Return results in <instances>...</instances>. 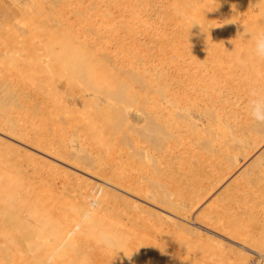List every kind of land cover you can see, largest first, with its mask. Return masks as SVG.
Wrapping results in <instances>:
<instances>
[{"label":"bare ground","instance_id":"1","mask_svg":"<svg viewBox=\"0 0 264 264\" xmlns=\"http://www.w3.org/2000/svg\"><path fill=\"white\" fill-rule=\"evenodd\" d=\"M55 1L58 2L60 0H55ZM65 1L66 0H64V1L61 0L60 2H58L57 3L58 8L55 5L56 6L55 9L57 8V10L59 11L60 10L59 7L64 6V5L66 8L67 6H66ZM103 1L104 2L102 4V6H100L102 3V2L99 3L100 0H90L89 1L90 7L95 8V6H96V10L94 8H91L92 10L90 9V11L94 10L95 12L94 11L93 12L88 11L89 13L85 12L84 13V14H86V15H84L85 17L89 14V17L88 16L86 17L87 19L83 18L84 16L80 17V20L84 19L82 21H84L86 23L81 22L80 20H79V22L82 23V27L84 29H85V27H87L88 32L91 30L90 33L91 32L95 33V32H97V30H99V28H95V17L98 14L100 16H102L101 19H103V20L105 19L104 24L109 25L110 23H112L111 21H114V20H116L117 23H118L119 19H120L119 22H123V21H121L122 16L123 17L128 16L129 18L133 17V19H135L134 17L138 18L137 16H139V18H140V14H138V11L141 8H143L142 7L143 5L140 7L141 4H144L145 7L146 6H148V7L150 6L152 8L158 7L157 8L158 11L156 10V12H158L159 17L168 18V19L175 20L176 22L181 23L178 27L189 28L188 31L191 34L187 40V45H184V46L186 48L189 47L190 50H189V53L185 52V54H190L193 57H196L204 66H210L211 64H213L217 68V70H218V68L227 69L229 71V75H231L232 79L236 81L234 84L235 90L233 92V97L231 99H227L226 97L224 98V96H221L220 97L221 101H219L220 102L219 106H215L218 102V100L216 101V98H218V91H219L218 86L223 81V77H222L221 73L217 70L212 72V74L210 76L209 83L203 84V85L194 84L195 82L192 83V80H194L195 75L188 74L186 71H184L185 79L182 80L180 83V87H181L180 92H181V94L184 95V98H185L183 103L180 101L179 102L176 101L177 100L176 98L170 97L173 94L172 91L169 88H166V86H162V84L164 83L163 75L161 77L162 79H160V80H157L158 79L157 77L159 75L157 77L154 76L155 79L157 78L155 81L154 77H152V75H153L152 74L150 76L151 77L150 79H152L154 82L152 80L149 81V78H148L149 76L146 73L147 69L144 66L145 63H143L142 61H141L143 63L142 65L137 64V66L131 67V69H134L136 67L141 68L140 69L141 73H138V72H135V73H138V75L136 74L137 76H140V74L143 75V73H144V76L140 77V78H142V80L145 79L146 76H147L146 79L148 78L147 80H143V81H141L140 79H136V82H139L138 84H142V82H144V81H145V83L147 82L146 84H142V86H141L142 88L141 87L139 88L140 85L137 87V88H139V91H138V89L134 90V88H131V85H128V87H129L128 88L126 83L124 82L125 84H123V82H122L124 79L121 78V80H119V82H121L122 85H126L125 87H127V90L129 89V92L134 90L133 93L132 92L129 93L126 91L129 95L131 94L130 95L131 97L128 98L129 100L132 98V96L134 97V95L138 94V92H140L141 89H142L141 92L144 91L142 98H140L139 100H138V98H136L137 100H134L135 102H132V103H135L134 104L135 106H137L134 109V114H135L136 118L138 119V121H139V119L141 120V123L136 122V124L137 125L141 124V126L144 125L145 127L150 125L148 131L151 132L152 134H156L154 137H157V134L158 135L160 134L155 129L160 125H163L169 131V135L167 136V139L164 140V142H163V145L166 148H168L167 153L165 152V154H167L166 159L163 160V162L167 161V159L170 158L169 162L170 163L172 162L171 164H173V161L175 159H177L176 165H178V167H180L179 164L181 162L184 163L183 161H185V160H182L184 158L183 155H185V156L187 155L186 157L191 155V156H189L190 158L193 157L192 155H197V157L199 156L200 159H202V158L203 159L200 161V159L195 156L199 160L198 163L200 162V164L199 165L197 164L198 168H197L196 164L193 165V166H196L195 170L196 169L197 170L194 173H192V172H190V173L193 174L192 176H200L203 180L201 179L199 181V179H197L196 177L195 178L193 177L194 180H193V182L191 181L192 183L191 182L190 183L191 184L194 183L193 184L194 186H192V185L190 186V183H187L188 184L187 187L186 186L183 187L182 185L177 184L176 188L180 189V193H178V194H173L171 191L170 192L169 191L163 192L158 188V186H159L158 184H157V186L156 185L154 186L155 188H152V189L146 188L147 190L146 189L137 190V188H134V190L136 189V192L140 191L139 193L138 192L137 193L141 194V196H138V194L135 192V195H137L135 197H140V198H138L139 200L131 201V200H129V197L127 198V196H126V198L128 199L127 201H129V206H127L128 208L125 207L126 210H124L122 213L120 212V210L116 211L115 213L111 214V216H109V218H107V220H105V219L104 220H98V219L95 220V219H93V217L89 216L90 218L88 217L87 222H85V220L84 221L79 220L80 215H76L75 218L79 222H78V224L76 222L77 228L76 229L74 228V229L77 230V234H79V237L81 238V240H80V239H78L79 237H77V239L75 238L74 233H73L74 235H71L72 232L70 233V230L66 231L67 225L59 224V219L54 218L50 214L45 215V216L40 217V218L39 217L38 218H33V217L29 218L27 216L28 217L27 222L26 221H22V222L11 221L10 220L11 216L14 213L21 211V209L19 211V208L17 207V204L15 203V201L18 202V200L20 198H23L20 201L27 200V198L33 197V194H32V196H30V193L28 191L19 190L15 186L16 183H15V176L14 175H17L16 172L13 174V173L8 172V171H7V173H2L0 171V183L2 184V190H0V240H1L2 244L6 243L7 246H9V248H11V250H8V252H3V251L0 252V256L2 255L0 257V264H64V263L65 264H76V263L77 264L78 263L79 264H88L89 262H85V260L88 259L89 255L92 254L93 251L105 248L100 243V240L98 239V233L101 232L102 230H114V231H120V232L124 231L126 228H129V226H130V224L127 221L130 215H137L138 217L142 218V221L150 220V215H152V216H155V218H158L160 220H164L165 223H169V224H172L176 227L183 228L187 231L191 230L190 232H194V231H192L193 227L188 224V223H190V221L188 222V220L186 218H188L187 217L188 215H191V214H189L191 211L190 209H192L193 206L197 203L195 201H198V199L201 198V196H202V194H200V190L196 189L197 188L196 186H199L200 187L199 189H201V188L204 189L205 186L204 187L200 186V185H203L204 178H206L207 183L210 184V182H211V184H212L214 182V183H216V184H214V186H216L220 181H222L226 177L227 174L232 172L238 165L240 166L241 159H244V160L247 159L248 160L250 158L249 156H252V158H251L252 160H248L250 162L248 163V161H247L248 165H246L243 170L241 169L242 171L240 172V173L250 174V171H251L250 168L252 166H254L256 161L259 160V162H260L262 160L261 157H264V60L259 59L253 52V45H254V41H255L257 35L260 33H264V0H103ZM19 2H23V3L17 4ZM62 2H65V4L63 3L64 5H60ZM17 3H15V1H13V0H9V3H6V2L0 0V58H1L0 63H3V67L5 65L4 68L7 69L6 70L7 72L9 70L8 75L10 76V79L9 78L5 79L2 77L0 79V82H2L3 84L1 83L0 85H2L3 88L5 87V91L7 92V94H9L11 92V88H8V87H12V86L17 85V86H19V87H16L19 89L18 91H20L21 90L20 88H22L23 86H25V87L30 86L31 87V84L29 86L27 85L28 82L29 81L33 82L35 78H37V80H38L41 76H43V75H41L39 77L40 74L45 75V73H39V71L43 69L42 71H45L46 73H48V74H46L47 78H45V81L43 80L44 81L43 85L45 86L44 89H46V87H48V88H50V90L47 91V89H46L43 91V92L46 91V93H45V96L47 95L46 97L43 96L42 91L40 92L41 94L40 93L36 94V92H35V95L31 94V96L33 95L32 96L33 98H31V96L29 94V96L31 98L30 99V98H28L29 96H27V93L25 94V92H23L24 95L22 94V91H24L23 88H25V87L22 88L21 93H19L17 91V89L15 88L17 93L15 90H14L15 94H14V92H11V93L14 96L18 95V96H16L17 98H12V96H10L11 97L10 103L6 104L4 109H2V107L0 106V132H1L0 134H2V132H3V134L5 136H7L8 138L11 137L17 143H19V145H21V144L28 145V146L30 145V147H32L33 149L36 148V150L40 151V153L41 152L43 153V151H41V150L45 149V151L50 152V154H49L50 156H55V157L59 156L57 158V160H59L62 163H63V161H65L67 159L69 161V159L71 157H78L79 156L78 157V163L75 160L77 164H80L79 162H82V164L87 165L89 167V169H91L92 167L99 169L101 162L103 161L105 164L106 159H105V161L103 159H102V161L99 160V154L97 155V153H96L98 150L94 153L92 152L93 154L91 153V151L88 150L90 153L88 152L85 155L78 154V156H77V153H75V154H73V156L68 157V153L66 154V151L62 150L61 148L58 149V147H56L57 144L59 143V141H58V143H56L57 141L54 143V145L56 144V146H53V145L51 146L50 144L47 143L46 140L48 138H49L48 140H50L51 136L49 137V135H51L53 133L49 134L47 139L45 138L46 142L43 141L44 140L42 138L43 135L42 136L40 135V133H41L40 128L39 129L37 128L38 131L35 130L36 128L35 129L33 128L34 129L33 130V132H34L33 136L29 135L28 129L32 125V120L30 121L31 125H29L30 123L28 124L26 121V120L29 121V118L28 119L26 118V120H24V117H27L30 114V113L27 114L28 111L30 110V109H28V111H27V107H29V106H27V103L32 101L31 104H33V106H35L34 101H37L38 98H36L34 96L38 97V95L39 96L42 95L44 97V99L52 95V97L55 100L61 101L62 97L64 95H66L67 91H65L63 89H59L56 82L61 80L60 77H63L62 73H64V72L70 73L69 69L70 70L72 69V71H74V70L76 71L77 66L83 65V68L84 67L86 68V69H84L85 71L84 70L82 71L83 68H80L81 69L80 71H82L83 74L80 72L79 74L75 75L73 72H71V75L66 74L67 78L65 77V80L67 79V83H68V85L72 91V94L70 96V98L72 99V104H73V102H76V96L78 95V93H75V90L80 89V92L78 90H77V92H79L78 97H79L80 101L83 103L82 107L79 105L77 107L76 106L74 107V105H76V103H74L73 106L70 108H68V105H66L67 103L65 104V106L68 109H71V111L79 112L81 108L83 110H86L85 111L86 113L84 114V116H85L84 118H85V121L87 123L85 122L86 124L84 123L85 126H83V128L85 127L86 130L85 129H82V130L87 131L86 134L89 133L88 136L89 135L92 136V138H90L91 136L90 137L87 136V138L94 139L96 142H102L100 140L102 130H103V134H104V131L106 130V129H104V126L108 123V119L110 117L108 115V112H106V111H108L111 108V107H107L105 105V103L106 102L108 103L109 101H111L114 104V102H116L114 104V106H115L117 104V102H119V101L122 102L125 100V99L124 100L122 99L123 96L128 97V95H124V93H123L122 97H120L122 100H118V98L112 96L113 95V91H112L113 89L112 88L115 84L117 71H120L119 73H122L123 75L126 76L127 75L126 72L128 70L127 71L124 70L123 67H117L115 64H111V63L108 64L107 61L109 58H108V56H105L103 50L100 52H97V53H91L92 55L90 54V52H85L84 54H82L83 50H86V49L88 50L89 46L94 47V44L89 42V39H88V41H87V39H83L84 34L79 31V29L81 28L79 25H77L78 26V29H77L75 26L73 27V25H70L71 23L69 21L71 19L68 20L69 23L66 22V19H69V18H67L69 16L67 15V13L65 11L68 10L67 11L68 14H69V12L72 13L74 11L72 8H69L70 6L68 7L69 9L66 8V10L64 11V13L67 16L62 13L64 10L63 7H60L61 8L60 13L58 11H55V9H54L55 14L51 13L52 11L49 12V13L53 14L54 19H52V17H50V18L47 17L46 15H50V14L49 13L45 14L44 12H42L43 10L41 11V9L35 10L36 13H35V11H33L34 13L31 12L30 17L28 18L30 20H27V22H26L27 24H30V26L29 25L26 26L27 24H25V21L27 19V17H26L27 14L24 13L23 11L26 10L25 7L27 5L26 6H24V5L27 4V2H25V0H20V1H17ZM31 3H32V5H34L36 7L39 5L41 6V3L39 4V0H31ZM6 4H7V6H6ZM8 4H9V6H8ZM95 4H98L100 7H98V5H95ZM123 5H126V7H123ZM40 6L38 8H41ZM20 7H21V9H20ZM77 7L78 6L76 5V8ZM76 8H74V9L76 10ZM115 8L117 10H114ZM18 10H23L21 12H23L24 14L21 13V15H20V12ZM28 10H29V8H28ZM144 10H146V9H144ZM147 11H149V10H147ZM78 12L81 15L82 12H84V10L80 11V9H79ZM78 12H75V13L77 14ZM115 12H117L118 14H115ZM154 12H155V10H154ZM41 13H42V15L40 16V20H38L39 16H37V15H40ZM79 13H78V17H79ZM34 15H35V17H33ZM54 15L56 16V18ZM73 15H75V14H73ZM43 16L44 17L46 16L47 19H52L53 21H56V29H57V30L54 29L55 27H53V28L50 27V29L54 31V34H52L53 32L50 31L49 28L44 29L45 32L48 30L47 34L50 32L49 36L44 32V30H43V32H41V34H46V37L48 36L47 39L49 38L48 39L49 41H48L45 39V36L43 35L44 41L46 40L45 43L43 42L41 36H39L40 34H38L40 32L39 30L41 28H43V25H44L43 24L44 22L42 20ZM24 17H26V18H24ZM117 18H119V19H117ZM45 19L46 18H44V20ZM85 19L89 20V22H90V23H88V26H87V21ZM106 19L107 20L109 19L110 23L109 22L107 23ZM128 19H127V17H126V20H125V18H123V20H125V21L123 22L124 24L122 23L121 25H123V26L127 25L126 31L128 30L130 33V30H133L134 28L131 25L132 23L126 24L128 22ZM116 21H114V22H116ZM37 22H39L40 24L38 23V25H37ZM168 22H169V20H168ZM83 24H86V26H83ZM31 25H33V26L31 27ZM107 25H105V26L102 25L103 29H104L103 31H105L103 33H107L110 30L109 26H107ZM130 25L132 26L133 29H130V27H131ZM53 26H55V25H53ZM89 26H90V28H89ZM36 27H38V28H36ZM107 28H109L108 31H107ZM182 28H180V29H182ZM84 29H81V30H84ZM87 29H86V31H87ZM166 31H168V30L166 29ZM166 31H165V33L168 36L167 33L169 31L168 32H166ZM88 32H86V34L89 35ZM103 33L100 34L99 40L101 38L103 39L105 37L104 36L105 34L103 35ZM175 33H176V31H175ZM163 34L164 33H162V36L164 37L165 34L164 35ZM179 34H181V31L179 32ZM166 35H165V37H166ZM90 36H91V34H90ZM90 36H88V37H90ZM169 36H172V34H169ZM51 37H53V38H51ZM108 37L109 36L106 35L105 38H108ZM38 38H40V39H38ZM159 38H160V34L156 38L151 37L150 38L151 40H149V42L154 43V39L160 40ZM171 38H174V40H176L177 35L174 37H171ZM164 40H165V38H164ZM168 41L166 40V42H168ZM177 42H179V41H177ZM182 44L183 43H181V45ZM126 45L128 46V44H126ZM167 45H169V44H167ZM123 47L122 46L119 47L123 53L124 52L127 53V51H128L129 54H131V52L133 51L132 52L133 54L134 53L139 54V52H141V51L146 50V52H147L148 51L147 49H151V47H154V45L153 46H146L145 44L131 41L129 43V48H131L132 51L130 49L127 50V47H125L127 50L126 51ZM198 48L201 49V53L196 54L195 51ZM50 51H52V52H50ZM60 53L61 54L65 53V55L63 54L61 56ZM87 53H89L90 55ZM50 54L51 55L57 54L56 56L52 55V58H54L55 62L50 61V60H53L52 58L50 59V56H51ZM140 54H142V53H140ZM178 59H179V57H178ZM48 60H49V62H48ZM183 64H184V62L182 61V64H181L182 67H180V68L185 67V66H183ZM179 65H180V63L178 64V67H179ZM120 68H122V69H120ZM84 72H85V75H84ZM80 74L84 75V77ZM63 75H65V74H63ZM123 75H119V76L122 77ZM136 75H134V77ZM36 76H38V77H36ZM80 76L83 77L85 82H82V78ZM56 78L58 80H56ZM79 78H80V80H79ZM87 78H88V80H87ZM130 78L132 79V77H130ZM159 78H160V76H159ZM138 80H140L141 83ZM226 80H228V79L226 78ZM35 81H36V79H35ZM131 81H129V82H131ZM36 82H38V81H36ZM41 82H39L38 84H40ZM49 82H50V84H49ZM4 83H6V84H4ZM191 83H192V85H190ZM14 84H16V85H14ZM76 84H78L80 86L78 88L76 87V89H74V86H77ZM133 84H134V82H133ZM122 85H120L119 88H122L123 87ZM37 86H39V85H37ZM132 86L134 87V85H132ZM80 87H82V88H80ZM135 87H136V85H135ZM0 88H2V87H0ZM3 88H2V90H3ZM123 88H122V90L125 89V88L124 89ZM35 89H41V88H35ZM42 89H43V87H42ZM26 90L27 89H25V91ZM122 90L120 89L119 91L122 92ZM32 91L33 90H31V92ZM119 91H117V92H119ZM135 91H138V92L136 93ZM206 93H208L209 95L204 96ZM74 94H76V96ZM116 95H118V94L116 93ZM139 96H140V94L136 95V97H139ZM34 98H36V100ZM44 99H43V102L45 101ZM128 99L126 98L125 101L127 102ZM40 100H39V102H40ZM51 100L53 102H55L53 99H51ZM51 100H50V102H51ZM131 100H133V99H131ZM209 100H210V102L211 101L215 102L214 105L212 106L213 109L210 111V107H207L206 110L203 111V105H206V102ZM57 101L55 103H57ZM53 102H52V104H53ZM58 103H60V102H58ZM136 103H137V105H136ZM62 104H64V103H62ZM129 105L130 104L127 105V108ZM56 106H57V104H56ZM59 106H60V104H59ZM59 106H57L56 108L59 109L60 107L61 108L64 107V109H65V106H60V107ZM124 106H125V104L123 105V107ZM130 106H132V109H133L134 106L133 105H130ZM130 106H129V108H130ZM35 107L32 108L30 105L29 108L33 109V111L31 109L30 112L35 111L34 114H36V112L40 111L39 108L37 109V107L35 110L34 109ZM40 107H42V106H40ZM104 107H106V108L103 110ZM216 107H219V108L216 110ZM22 108H23V110L26 109L27 112L26 111H25L26 113L25 112H23V113L19 112V110L23 111ZM40 109L42 110V108H40ZM57 109H56L55 113L57 112ZM88 109H90V110L87 111ZM45 110L43 109L44 114H45ZM43 111H42V113H43ZM65 111L62 110L61 114L62 113L64 114ZM71 111H69V112L71 113ZM2 112H4V113H2ZM69 112H67V113H69ZM87 112H88V114H87ZM132 112H133V110L128 111L126 109L124 111V114H122V115H125V117L124 116L123 117H124V120L128 124H132L131 122L133 120L130 117V114L132 115ZM59 113L60 112H57V114H55V115H58ZM73 113L74 112H72L71 114H73ZM61 114H59V116L64 117L65 114L64 115L63 114L61 115ZM48 115L50 116V114H48ZM39 116H40V113H39ZM34 117H36V116L34 115ZM39 118H37V119L39 120ZM59 118H57L58 121H59ZM32 119H34V118H32ZM81 119H82V117L80 118V120ZM47 120H48V117H47L46 121ZM54 120H55L54 121V123H55L56 118ZM41 121L43 122L42 119H41ZM46 121H44V122H46ZM33 122H34V120H33ZM65 122L66 121H64L62 123L65 124ZM67 122H69V121H67ZM41 123H39L38 125H40ZM27 124L29 126H27ZM70 124H71V122H70ZM109 124H111V123L109 122ZM114 124H115L114 126H116V125L118 126V123L115 122ZM57 125H58V123H57ZM121 125H119V126L122 128V131H123V126H121ZM64 126L62 124L61 127L63 128ZM114 126L112 128H114ZM41 127H43V126H41ZM74 127L75 126L73 125L70 128H74ZM108 127H109L108 129H110V126H108ZM118 127H117V129H118ZM124 127H126V126H124ZM188 127L190 130L194 129V130H198L201 132L204 131L203 132L204 134L196 131L199 134H203L202 138L200 137L196 141H195L194 137L191 139V135L195 136V135H193V133L196 134L193 131L192 134L191 133L189 134L190 137L184 136L185 137L184 139L186 140V144H183L182 142H180L181 135L179 133L181 132V129L184 128L186 130V129H188ZM46 128L47 129H45V130L47 131L49 128L48 127H46ZM128 129L124 132H127ZM113 130H115V128ZM190 130H189V132H190ZM116 131H115V133H116ZM206 131L209 132V135H207L208 133ZM51 132H53V131H51ZM45 133L46 132L41 133V134L45 135ZM48 133H50V132H48ZM54 133H55V131H54ZM106 133L107 132H105V134ZM151 133H150V135H152ZM205 134H206V136H204ZM54 135L55 134H53L52 138L54 137ZM198 136L199 135L197 134L196 137H198ZM27 137H28V139H27ZM45 137H46V135H45ZM168 137H170V139H168ZM54 138L52 139L53 142H54ZM7 141H8L7 139L5 140V139H2L0 137V162L1 161L2 162L3 161L8 162V161L13 160V158L10 156H8L4 160L1 159V157L4 155V153H6L5 150L2 149L1 147L4 146V144L5 145L8 144ZM8 142H10V141H8ZM51 142L49 141V143H51ZM53 142H52V144H53ZM89 142H90V140H89ZM91 142H93V141L91 140ZM175 142H177L179 145ZM10 144L13 145L14 142L11 141ZM99 144H97V145H99ZM107 144H108V142H107ZM172 144L175 146L178 145V147H180V145H182L181 146L182 148L179 150V152L173 153L172 148H174V147L172 146ZM19 145H16V147L15 146H13V147L16 149H17V146L22 147ZM109 145H110V143H109ZM261 145H262V148L260 147ZM175 149H176V147H175ZM25 151H26V148H25ZM81 151H84V150H81ZM174 151H176V150H174ZM30 153L32 154V152H30ZM186 157H185V159H187ZM195 157H193V158H195ZM52 158H54V157H52ZM197 159H195L194 161H197ZM137 160H141L142 161V162L140 161L141 163H145V161L148 160V156L147 155H143V156L138 155ZM202 161L203 162L205 161V163H203ZM7 162H6V164H7ZM259 162L256 164V165H258L257 167H259V169H257L258 171L255 169L256 166H254L252 169V172L254 175V176L252 175L253 176L251 178L252 181L249 178V181H251V183L254 185V187H251V189H252L251 195L249 196V198H247V201H249L248 202L249 205H245V208H244V212H246L247 215H249L251 217L252 216L254 217L257 215L264 216V159L260 162V164L262 163L261 165L259 164ZM10 163H11V165H13L12 162H10ZM106 164H107V161H106ZM56 165H57V163H56ZM56 165H54V166H56ZM110 165L107 164L106 169L104 168V171H102V173H104V174L106 173L107 177L110 176L109 180H112L113 182H117L118 184L120 183V184L126 185L127 184L126 182L128 180L127 178L130 179V177L128 175L129 172L128 173H127V171L124 172L122 167L120 169L119 168L117 169L116 164H114V166L112 165L113 168H108L107 166H110ZM147 165H145V166H147ZM242 165H243V163L241 164V166ZM145 166L142 168L145 169ZM170 166H172V165H170ZM243 166L241 168H243ZM77 167L75 166L73 168L78 170L79 168H77ZM152 167H148V168H152ZM1 168H2V166H1ZM148 168H146V169H148ZM175 168H177V166L173 167L174 171H176ZM98 169L95 172H98L101 168L99 170ZM178 169H181V168H177V171H178ZM254 169L256 172L253 171ZM101 170H103V168ZM105 170H106V172H105ZM181 170H179V171H181ZM189 170L192 171L193 168H189ZM248 170H250V171L248 172ZM141 171L144 172L143 170H141ZM148 171L149 170H146L144 172V174L145 175L149 174ZM174 171L169 172V174L172 173V175L174 176V174H175ZM185 171H183V173H182L183 175L188 172L187 169ZM136 172L138 174V171H136ZM173 172H174V174H173ZM86 173H88V172H86ZM121 173H122V175L123 174L125 175L127 173V177H125L124 175L122 176ZM169 174H167V175L170 176ZM182 174H179V176L182 177L183 176ZM99 175H100V173H99ZM102 175H100V176H102ZM135 175H136V173H135ZM172 175L170 177L171 181L175 182V181L180 180V177L179 178L177 177L178 178L177 179L176 177L174 178ZM242 175H244V174H242ZM133 176H131V177L134 178ZM142 176H144V175H142ZM192 176H189V177L192 178ZM258 176H261V178H262L260 181H257V179L260 178V177L258 178ZM247 177H250V176L248 175ZM19 178H22V177L20 176ZM74 179L77 180L76 177H74ZM139 179H141L140 176H139ZM186 181L187 180L181 181V183L185 182V184H186ZM261 181L263 182V184L261 183ZM154 182H155V180H154ZM238 182H240V181H238ZM128 183L130 184L131 182H128ZM137 183L138 184L140 183L139 180L137 181ZM177 183H179V181ZM245 183H247V182H245ZM257 183H259V184H257ZM127 186H129V185H127ZM236 186H234V189L232 188L234 190L233 191L234 193H231V194H232V196L238 195L240 197V195H241L240 193H243L242 192L243 190L241 191V188L244 189L243 187H245V185L243 187H241V184L238 183V186L235 189ZM248 186H251V185H248ZM123 187L126 188L125 186H123ZM129 187H131V185ZM129 187H127V188H129ZM229 187H231V186H228V188ZM212 188H214V187H212ZM203 189H201V190H203ZM184 190L188 193L187 195L185 194ZM129 191L130 190H128V192ZM132 191L133 190L131 189L130 194L132 193ZM132 195H134V194H132ZM13 196H16V197L13 199ZM228 198H229V196H227V199ZM130 199H132V198H130ZM241 199H242V196H241ZM238 200H240V199L238 198ZM144 202L154 206V208L152 207L153 209L152 208L146 209L150 205L145 207L146 204H144ZM26 204H27V202H26ZM211 207H212V205H211ZM24 208L26 211L28 210V213L34 212V211H32L34 209L33 205H30V207H29V205H25ZM215 209H217V208H215ZM238 209H237V211H238ZM218 211H219L218 209L215 210L216 215L219 213ZM226 211L227 210H222V213H223V215H221L222 217L217 216L218 217L217 218L216 215H213V218H212L210 215V212H212V213H214V212L211 208V211H208L210 217L209 216L207 217V215L205 214L206 215L205 219H206V221L209 219L212 222V220L215 221V219H214V216H215L217 218L216 219V226L219 227V228H216V226L213 225V224H215V222L213 221L214 223L212 225L215 227V229H217V230L221 229L224 232L226 231L225 233L226 234L228 233L227 235L230 234V236H234L235 238L242 241V243L245 244L244 246H247V249H250L251 251L257 253V254H254V253L250 252L249 250L243 251L241 249L243 252L242 251H241L242 253L237 252L238 256L234 259L233 264H247V262H248L247 254L256 256L264 264V225H262L260 227L259 231L248 232L246 230V223H245L246 221L244 222V219L242 220L244 223H242V222H241L242 224L237 223V221H235L233 219L231 220L230 216L227 217V215L229 213H227ZM146 212L148 213L147 216L142 217V214L146 213ZM200 214H201V212H200ZM224 214H225V216H224ZM92 216H94V215H92ZM4 217L9 219L10 223H8V221H7V223H5L4 220L2 219ZM182 220H184V221H182ZM209 220H208V224H209ZM28 221L29 222L30 221H34V222L37 221L39 223L38 227L35 229L29 228ZM139 221H136L135 225H131V226H133L135 228L139 227V225H140ZM157 221H159V220H157ZM201 221H203V220H201ZM141 223L143 224V222H141ZM169 224H166V225H169ZM55 225H57L58 227L56 229H53V226H55ZM76 225H74V226H76ZM210 227H212V226H210ZM214 227H213V229H214ZM50 230H51V232H49ZM196 231H199V230H197V228H196ZM202 231H201V233H202ZM58 234H60V235H58ZM199 235L201 236V234H199ZM57 236H59V238L56 239ZM67 236H69V237H67ZM119 236H120L121 243H120V246L118 248H116V249L105 248V250H107L106 251L107 254L105 255V258H103L104 262H107V264H137V262L135 260V257H136L135 255L139 251H138V248L136 247V243L131 239H128V238L123 237L121 235H119ZM52 237H55V238L50 242L49 240ZM65 237H67V239H65ZM206 237H207V235H206ZM84 239H87V240H84ZM230 239L233 240V238H230ZM19 240H22V241H19ZM207 240H209V239H207ZM217 241H218V239H217ZM236 242H237V240H236ZM113 252L124 254V256L122 258H124L125 260L117 259L118 260L117 261L114 259H112V260L109 259L108 256L114 254ZM199 252H200V250H199ZM14 256L21 257L20 258L21 260L20 261L13 260ZM128 257H131V258L129 259ZM168 259H163L162 263L160 262L158 264H163L164 260H165L164 263L170 264L172 260H171V258H168ZM260 260H259V262H257V261H255V262L253 261V262L260 264L261 263ZM168 261H170V262L168 263ZM200 262H201L200 258L192 257L191 261L188 263H185V264H200ZM218 262L219 261H217L216 264H220ZM89 264H92V263H89ZM171 264H174V263H171Z\"/></svg>","mask_w":264,"mask_h":264},{"label":"rangeland","instance_id":"2","mask_svg":"<svg viewBox=\"0 0 264 264\" xmlns=\"http://www.w3.org/2000/svg\"><path fill=\"white\" fill-rule=\"evenodd\" d=\"M1 1L9 3V0H1ZM13 1H15V3H17V1H20V0H13ZM60 1H58V2H60ZM89 1L90 0H66L65 1L66 2V6H67L66 8L67 9L72 8L74 10V11L72 10L73 12L71 11L72 13L69 12V14L67 12L68 10L65 11L66 10L65 5H64L65 2H62L61 4L59 3L60 5H64V6H60V5L59 6L63 7V9H64L63 12L62 11L61 12L63 14H65L64 13V11H65L67 13V15L69 16V17H67L69 19H66V22H68V20L71 19L69 21L71 23L70 25H73V27L75 26L77 29H78L77 25H79L81 27V28L79 27L80 28L79 31L84 34L83 35L84 36L83 39H87V41L89 39V42L94 44V47L89 46L88 50L86 49L87 48L86 47L85 48L86 50H83L82 54H84L85 52H90V54L91 53H97V52H100V51L103 50L105 56H108V58H109L108 61H107L108 64L109 63L115 64L117 67H123L124 70H126V71L128 70L126 72L127 73L126 76L123 75L122 73H119L120 71H117L115 84H114V86L112 88L113 89L112 90L113 91V95L112 96L118 98V100H122V99L126 100V98L128 99V98L131 97L130 96L131 94L129 95L127 93V92H129V89L127 90L128 85H131V88H134V90L138 89V91H139V88L142 86V84H146L147 83V82L145 83V81H144V82H142V84H138L139 82H136V79H140L141 81H143V80H147L149 78V81H150V80H152V79H150L151 78L150 76L153 74L152 77H154V76L157 77L158 75L160 76V78H159V76L157 77L158 79L156 78L157 80L162 79L161 77L163 75L164 83L162 84V86H166V88H169L172 91L173 94L172 95L170 94L171 95L170 97L176 98L177 99L176 101H178V102L180 101V102L183 103L185 98H184V95L181 94V92H180V90H181L180 83H181L182 80L185 79L184 71H186L188 74L195 75L194 76V80H192V83L195 82L194 84L203 85V84L209 83L210 76H211L212 72L217 70V68L213 64H211L210 66H204L196 57H193L190 54H185V52L189 53V50H190L189 47L186 48L184 46V45H187V40H188V38L190 37V34H191L188 31L189 28L178 27L181 23L176 22L175 20L168 19V18L159 17L158 12H156L158 7L152 8L150 6L149 7L146 6L147 7L146 8L144 4H141L140 7L143 5L142 6L143 8H141L138 11V14H140V18H139V16H137L138 18L134 17L135 19H133V17L129 18L128 16H126L127 19L129 18L130 20L128 19L129 23L127 21H126L127 23L126 22L125 23L126 24L132 23L131 25L134 28L133 29L132 26L130 25L131 26L130 29H133V30H130V33H129L128 30L126 31V26L127 25L126 26L121 25L126 20L125 16L124 17L122 16L121 21H123V22H119V20H120L119 18L120 17L117 18V19H119L118 23H117L116 20H114L116 22L111 21L112 23H110L109 22L110 20L106 19V22L110 23L109 25H107V24H104L105 19L104 20L101 19L102 16H100L99 14L96 15V17H95V28H99V30H97V32H95V33H92V32L90 33L91 30L88 32L87 27H85V29H84L82 27V23H80L79 20H80V17H83L84 15H86V14H84L85 12H88V11L89 12H93L94 11V10L90 11V9L94 8V7H90V2ZM25 2H27V4H25L24 6H26V5L28 6V7L26 6L27 8L25 7L26 10L25 11L18 10L20 12V15L23 12L27 14V16H26L27 19L25 21V24H27L26 23L27 20H30L28 18L30 17L31 12H33L35 10H38V9H41V11L43 10L42 12H44L45 14H47V13H49L51 11H52L51 13L55 14L54 9L58 5L57 4L58 2L55 1V0H39V4L41 3V6L40 5L39 6L41 8H38L39 6L36 7V6L32 5L31 0H25ZM103 2H104L103 0H100V2H99V3H101L100 6H102ZM21 3H23V2H19L17 4H21ZM98 4H95V5H98ZM76 5L78 6L77 7L78 9L76 8ZM6 6H7V4H6ZM8 6H9V4H8ZM100 6L98 5V7H100ZM60 7H59V9L61 10ZM123 7H126V5H123ZM28 8H29V10H28ZM57 8H58V6H57ZM57 8L55 9V11H58ZM74 8H76L77 11ZM20 9H21V7H20ZM79 9H80V11L84 10V12H82L83 15L82 14L80 15V13L78 12ZM94 9L96 10V6H95ZM144 9H146V10H144ZM60 10L58 11L59 13H60ZM114 10H117V9L115 8ZM147 10H149V11H147ZM154 10H155V12H154ZM21 11H23V12H21ZM75 12L79 13V17H78V13L76 14ZM35 13H36V11H35ZM51 13H49L50 15H46V16L49 17V18L52 17V19H54L53 18V14H51ZM73 14H75V15H73ZM115 14H118V13L115 12ZM41 15H42V13L40 15H37V16H39L38 20H40V16ZM46 16L45 17L43 16V19H42L43 22H44L43 24L45 26L43 25V28L40 27L41 29L39 28L40 32L38 33V34H40L39 36H41V38H42L44 43H45L46 40L49 39V38L47 39V37L50 35L49 34L50 32L47 34L48 30L45 32L44 29H47V28L50 29V27L51 28L55 27L54 29H56V21H53L52 19H47ZM87 16L89 17V14ZM26 17H24V18H26ZM33 17H35V15ZM86 17L84 16L83 18H86ZM44 18H46L47 20L45 19L46 20L45 21ZM55 18H56V16H55ZM123 18H125V20H123ZM82 20H84V19H81L80 21L84 22ZM168 20H169V22H168ZM86 21H87V26H88V23H90V22H89V20H86ZM39 22H37V25H38ZM84 23H86V22H84ZM28 25L30 26V24H27L26 26H28ZM53 25H55V26H53ZM102 25L109 26L110 30H109V28H107V31L108 30L109 31L107 33H103L105 31H103L104 29H103ZM32 26L33 25H31V27ZM83 26H86V24H83ZM36 28H38V27H36ZM89 28H90V26H89ZM180 28H182V29H180ZM81 29H84V30H81ZM86 29H87V31H86ZM166 29L169 32L166 31ZM43 30L48 35L47 37H46V34H41V32H43ZM50 31H52L53 32L52 34H54L53 30L50 29ZM85 31L88 32L89 35L86 34ZM165 31L168 32L167 33L168 36H169V34H172V36L168 37L166 35ZM175 31H176L177 34L175 33ZM180 31H181V34H179ZM101 33H103V35L105 34L104 35L105 37H106V35L109 36V37L108 38L104 37L103 39L101 38L99 40V36H100ZM162 33H164L166 35V37H165L164 34H163L164 35V37H163ZM90 34H91V36H90ZM159 34H160V38H159L160 40L154 39V43L153 42L152 43L149 42V40H151L150 39L151 37L156 38ZM43 35L45 36V39H46L45 41H44ZM176 35H177V39L176 40H174V38H171V37H174ZM88 36H90V37H88ZM51 38H53V37H51ZM164 38H165V40H164ZM38 39H40V38H38ZM166 40L167 41L169 40V41L166 42ZM131 41L142 43V44H145L146 46H153L154 45V47H151V49H147L148 50L147 52L145 50V51L139 52V54L138 53H136V54L134 53L133 54L132 53L133 51L131 50V48H129V43ZM177 41H179V42H177ZM180 42L183 43V44L181 45ZM126 44H128V46ZM167 44H169L170 46L167 45ZM120 46H122V47L124 46L123 48L125 50H126L125 47H127V50L130 49L132 51V52L130 51L131 54H129V52L127 50L126 51H127L128 54L126 52L123 53L120 50V48H119ZM50 52H52V51H50ZM140 53H142V54H140ZM195 53L196 54L201 53V49L198 48L195 51ZM63 54L65 55V53H63ZM63 54H61V56ZM87 54H89V53H87ZM52 55H54V54H52ZM52 55L50 56V59L52 58ZM56 55H54V56H56ZM178 57H179V59H178ZM52 59L53 60H50L51 62L54 61V58H52ZM49 60H48V62H49ZM141 61L146 64V65L144 64V66L147 69L146 73L149 76L147 79H146V77H147L146 76L145 79H143V80L140 77L144 76V73H143V75L140 74V76H137L138 73H141V71H140L141 68L136 67L134 69H131L132 66H137V64H141L142 65L143 63ZM182 61L184 62V64H183V66H185L184 68H180V67H182V65H181ZM179 63H180V65L178 67ZM80 66H77L79 69L76 67V71L77 72L74 70L75 69L74 68L73 69L74 71H72V69L71 70L69 69L70 73L69 72L62 73L63 77H60L61 80L59 79L60 81L56 82V84L59 87V89H63L65 91H67L66 95H64L62 97L63 101L62 100L61 101L55 100L52 97V95L44 99V97H46L47 95L45 96L46 91L45 92H43V91L46 90V89H47V91H49L50 88L46 87V89H44L45 86L43 84H44L45 78H47L46 74H48V73H46L45 71H42L43 69L40 70L41 72L39 71V73H45V75L44 74H40L39 77L41 75H43V76H41L40 77L41 79L39 78L38 80H37V78H35L36 81H38V82H36L35 79H34L33 82L29 81L28 84H27L28 86L31 84V87L30 86L29 87L26 86L27 87L26 88L25 86H23V87H25V88H23L21 86L24 89V91H22V88H20L21 90L18 91L19 89L16 88V87H19V86H17L16 84H14L16 86H12V87H8V88H11V92H14V94H15V91L17 89V91L19 93H21V91H22V94H23V92H25V94L27 93V96H29V94H30V96H31V94L35 95V92H36V94L40 93L41 91L43 92L42 94H43L44 97L42 95H40V96L38 95V97L34 96V97L38 98V100L37 101L33 100L34 101V105L37 107V109L39 108V110L41 112L39 111V112H36V114H34L35 111L32 112L33 111L32 108L35 107V106H33V104H31L32 101L27 103V106L30 107V105H31V107H32V108L27 107V111H28V109H30V110L32 109V111L30 112V110H29L27 114H29V113L30 114L27 117H24V120H26V118L27 119L29 118V121L26 120L28 124L32 120V125L33 126L30 123L29 125H31V127L28 129L29 130L28 131L29 135L33 136V134H34L33 130L35 128H36L35 130H37V131L40 128L41 133L46 132L45 133L46 137H45L44 134L40 133L41 136L42 135L44 136V137L42 136V138L44 139L43 141H45V138L47 139L49 134H51V133L55 134L54 137L56 139L53 137L54 138V142L52 140L53 139L52 138L53 134H51V135H49V137L51 136L50 140H48L49 138L46 140L47 143L50 144L51 146L52 145L56 146V144L54 145V143L56 141H57L56 143H58V141H59V143L57 144L56 147H58V149L61 148L62 150L66 151V154L68 153V157L73 156V154H75V153H77V156H78V154L85 155L89 151H91V153L92 152L94 153V152H96L98 150L96 153H97V155L99 154V160L102 161V159H103L105 161V159H106L107 164L108 165L111 164L110 166H107L108 168H113L112 165L114 166V164H116L117 169L118 168L120 169L122 167L124 172L125 171H127V173L129 172L128 175H129L130 179L127 178L128 180L126 182L127 184L125 183L126 185L120 184V183H119L120 184L119 185L117 182H113L112 180H109L110 176L107 177L106 173L105 174L102 173V171H104V168L106 169V165H107L106 161H105V164H104L103 161L102 162L100 161L101 164L99 166V169L103 168V170H101V169L99 170L98 168H94V167H92V168L90 167L91 169H89V167L87 165L82 164V162H79L81 165L77 164L79 156L78 157H71L69 159V161L67 159V160L63 161V163H62L59 160H57V158L59 157L58 155H57L58 157L50 156L49 155L50 152L45 151V149L41 150V151H43V153L42 152L40 153V151H37L36 148L33 149L32 147H30V145L29 146L28 145H23V144L19 145V143H17L11 137L8 138L7 136H5L3 134V132H2V134H0V137L2 139H5V140L7 139L10 142L11 141L14 142V144L12 145V144H10V142L7 141V143L9 145L8 144H6V145L4 144V146L1 147L6 152L1 157V159L4 160L8 156H10V157L13 158V160L8 161V162L7 161H5V162L1 161L0 162V171L2 173H7V171H8V172H11L13 174L16 172L17 175H14L15 176V183H16L15 186L19 190L28 191L30 193V196H32V194H33V197L27 198V200L20 201V200L23 199V198H20L18 200L19 203L17 201H15V203L17 204V207L19 208V211L21 209L22 212L20 211V212L14 213L11 216L10 220L13 221V222H22V221H26L27 222V218L28 217L29 218L30 217H33V218H38L39 217L40 218V217H43L45 215L50 214L54 218L59 219V224L67 225L66 231L70 230V233L72 232L71 235L75 234L74 236H75L76 239H77V237H79V234H77V230H75L77 228L76 222H77V224L79 222L75 218L76 215H80V219L79 220H82V221H84L85 218L88 219L89 216L93 217V219H95V220H97V219L98 220H104V219L107 220V218H109V216H111V214L115 213L116 211L120 210V212L122 213L124 210H126V208H128L127 207V206H129V201H127L128 197H129V200H131V201L139 200L138 198H140V197H135L137 195H135L136 189L134 190V188H137V190H144L146 188L147 189H152V188H155L154 186L155 185L157 186V184H158L159 185L158 188L161 191H163V192H166V191L170 192L171 191L173 194H178V193H180V189L176 188L177 184H180L183 187L184 186L187 187L188 186L187 183H190L191 181L193 182V180H194L193 177L194 178L196 177L197 179H199V181L202 179L200 176H192L193 175L192 173H194L197 170V169L195 170L197 164L198 165L200 164V162L198 163L199 160L197 159V158L200 159V157L199 156L197 157V155H192L193 157L196 156L197 158L196 157L195 158H193V157L190 158L189 156H191V155H189L188 156L189 158H188V157H186L187 155L186 156L183 155L184 158L182 160H185V161H183L184 163H182L181 161H180L181 162L180 164L178 163L180 165V167H178V165H176L177 164V162H176L177 159H175V160L173 159L174 160L173 164H171L172 162L171 163L169 162L170 158H168L167 161L163 162V160L166 159L167 154H165V152L167 153V149H168V148H166L163 145V142H164V140L167 139V136L169 135V131L163 125H160L157 128H155L158 131V133H160V134L159 135L157 134V137H154L156 134H152L151 132L148 131V129L150 127L149 124H148L149 126H146V127L144 125L141 126V124H138V125L136 124V122L137 123H141V120L139 119V121H138V119L136 118V116L134 114V109L137 106H135L134 105L135 103H132V102H135L134 100H137L136 98H138V100L140 98H142L143 92H144V91L141 92L142 89L140 90V92L135 91L136 93L138 92V94H140V96L136 97V95H138V94H136V95L133 94L134 97L132 96V98H131L133 100H131V99L129 100L128 99L127 102L125 100L122 101V102L119 101V102H117V104L115 106H114V104L116 102H114V104L111 101H109L108 103L106 102L105 105L107 107H111L112 108V109L110 108L108 111L105 110L106 112H108V115L110 116L109 119L107 118L108 119V123L106 124L107 126L106 125L104 126V129L107 130V131L106 130L104 131V134H105V132H107V133L104 135L103 134V130H102V134H101V137H100V140L102 142H96L94 139H90V138H92V136L91 135L88 136L89 133L86 134V132H87V131H85L86 128L85 127L83 128V126H85V124L87 123L85 121V118H84L85 117L84 114L86 113L85 112L86 110H83L81 108L82 110L80 109V111L77 112V111H71V109H68V108L72 107L74 103H76V105H74V107L75 106L77 107L78 105L82 107V104H83L80 101L79 97H78L80 89H76V87L78 88L80 85L76 84L77 86H74V89H76L75 93H78V95L76 96V94H74L76 96V102H73V104H72V99L70 98V96L72 94V91H71V89H70V87H69V85L67 83V79L65 80L66 74H70L71 75V72H73L75 75H77L80 72L82 73V71L84 69H86L85 67L83 68V65H80ZM4 67H5V65H4ZM4 67H3V63H0V79L2 77L5 78V79L6 78L10 79V76L8 75L9 70L7 72L6 71L7 69L4 68ZM80 68H83L82 71H80L81 70ZM120 69H122V68H120ZM217 71H219L221 73V75L223 77V81L218 86V90H219L218 91V98H216V101L218 100V102H217V104L215 106H219V104H220L219 101H221V98H220L221 96H224V98L226 97L227 99H231L233 97V92L235 90L234 84L236 82L235 80L232 79L231 75H229V71L227 69L218 68ZM135 72H138V73H135ZM63 74H65V75H63ZM82 74H80V75H82ZM118 74L119 75H123V76L121 77ZM84 75H85V72H84ZM84 75H82V76L84 77ZM134 75H136V76L134 77ZM82 76H80L82 78V82H85ZM129 76L132 77V79ZM36 77H38V76H36ZM155 77H154V79H155ZM121 78L124 79L122 82H123V84L126 83L127 87H125L126 85H122V83L119 82V80H121ZM226 78L228 80H226ZM156 79H155V81H156ZM56 80H58V79L56 78ZM79 80H80V78H79ZM87 80H88V78H87ZM140 80H138V81H140ZM129 81H131V82H129ZM141 81H140V83H141ZM39 82H41V83L38 84ZM133 82H134V84H133ZM1 83L2 82H0V84ZM192 83L190 85H192ZM4 84H6V83H4ZM49 84H50V82H49ZM37 85H39V86H37ZM120 85H122L126 90L123 87L122 88L124 90H122V88H119ZM132 85H134V87ZM135 85H136V87H135ZM138 86H139V88H137ZM0 87L3 88L2 85H0ZM42 87H43V89H42ZM2 88H0V106L2 107V109H4L6 104L10 103V98H11L10 96H12V98H17L16 96H18V95L14 96L11 92H10L11 94L9 92H8L9 94H7V92L5 91V87L3 88V90H2ZM35 88H41V89H35ZM80 88H82V87H80ZM25 89H27L26 90L27 92L25 91ZM120 89L122 90V92L119 91ZM31 90H33L32 91L33 93L31 92ZM77 90L79 92H77ZM134 90L130 91L129 93H131V92L133 93ZM17 91H16V93H17ZM117 91H119L120 93L117 92ZM116 93L118 95H116ZM123 93H124V95H128V97L127 96L126 97L125 96L122 97ZM206 95H209V94L206 93L204 96H206ZM30 96L28 98H30ZM32 96H31V98H33ZM40 97L41 98L43 97V98L41 99ZM120 97H122V99ZM36 98H34V99L36 100ZM43 99L45 100L44 102H43ZM51 99H53L55 102L57 101V103L53 102ZM39 100H40V102H39ZM50 100H51V102H50ZM52 102H53V104H52ZM58 102H60V103H58ZM62 103H64V104H62ZM214 103L215 102H212V101L210 102V100L207 101L206 105H203V111L206 110L207 107H210V111H211L213 109L212 106L214 105ZM56 104H57V106H59V104H60V106H65V104H66V105H68V108L65 106V109H64V107L61 108L59 106L60 107V108L58 107L60 109L59 110V109L56 108L57 107ZM124 104H125V106H124L125 108L123 107ZM128 104L133 105L134 106L133 109H132V106H130V105H129L130 108H129V106L127 108ZM136 105H137V103H136ZM40 106H42V107H40ZM36 107L34 108L35 110H36ZM40 108H42V110ZM105 108L106 107H104L103 110ZM119 108L120 109L122 108V109L120 110ZM218 108L219 107H216V110ZM43 109L44 110L46 109L45 110V114H44ZM56 109H57V112H60L59 114H61L62 110H64V111L66 110L65 111L66 113L64 112L65 115L62 113L64 115V117L59 116V114L55 115V114H57V112L55 113ZM126 109L128 111L133 110L132 115L130 114V117L133 120L131 122L132 124H128L124 120L125 115H122V114H124V111ZM22 110H23V108H22ZM89 110L90 109H88L87 111H89ZM25 111H26V109H24L23 111L19 110V112H22V113L25 112ZM42 111H43V113H42ZM69 111H71V113L74 112L73 113L74 115L71 114ZM67 112H69V113H67ZM2 113H4V112H2ZM39 113H40V116H39ZM33 114L36 117H34ZM48 114H50V116ZM87 114H88V112H87ZM47 117H48V120L46 121ZM81 117H82V119L80 120ZM32 118H34V119H32ZM37 118H39V120ZM53 118L54 119L56 118V122L55 123H54L55 120ZM57 118H59V121L57 120ZM41 119L43 120V122L41 121ZM33 120H34V122H33ZM44 121H46V122H44ZM64 121H66V122L69 121V122H67V123L65 122V124H64V123H62ZM114 121L116 123H118V126L122 124L121 126H123V131H122V128L120 126L119 127L121 129L117 125L114 126L115 125ZM70 122H71L72 125L70 124ZM109 122L112 125L109 124ZM39 123H41V124L38 125ZM57 123H58V125H57ZM61 123L63 124V126L65 125L64 126L65 128L61 127L62 126ZM28 124H27V126H29ZM73 125L75 127L74 128H70ZM41 126H43V127H41ZM108 126H110V129H108L109 128ZM113 126H114L115 130H113L114 129V128H112ZM124 126H126V127H124ZM46 127L49 128L47 131L45 130V129H47ZM117 127H118V129H117ZM126 128L127 129L129 128V129H128L127 132H124V131L127 130ZM82 129H85V130H82ZM188 129H189V127H188ZM188 129L185 130L183 128V129H181L180 133L178 132L181 135L180 142H182L183 144H186V140L184 138L187 137V136L190 137L189 134L190 133L192 134L193 131L196 134L193 133V135H195V136L191 135V139L194 137L195 141L198 138H200V137L202 138V135L204 134L203 133L204 131L201 132V131L194 130V129H191L192 130L191 131L189 129L190 130V132H189ZM51 131H53V132H51ZM54 131H55V133H54ZM115 131H116V133H115ZM196 131H198L200 133H203V134H199ZM48 132H50V133H48ZM150 133L152 135H150ZM207 133H208L207 135H209V132H207ZM197 134L199 135L198 137H196ZM87 136L88 137L91 136V137L87 138ZM204 136H206V134ZM27 139H28V137H27ZM168 139H170V137H168ZM89 140H90V142H89ZM91 140L93 142H91ZM49 141L50 142L52 141L53 144H52V142L49 143ZM107 142H108V144H107ZM96 143L97 144L100 143V144L97 145ZM109 143H110V145H109ZM175 143H177V142H175ZM16 145H19V146H22V147H18L17 146V149H16V148L13 147V146L16 147ZM178 145L175 146V145L172 144V146L174 147V148H172L173 153L179 152V150L182 148L181 147L182 145H180V147H178ZM175 147H176V149H175ZM260 147L262 148V145ZM25 148H26V151H25ZM81 150H84V151H81ZM174 150H176V151H174ZM30 152H32L33 155ZM138 155H140V156L147 155L148 156V160H146L145 163H141L142 162L141 160H137V156ZM52 157H54V158H52ZM185 157L187 159H185ZM249 157H248L249 158L248 160H252L251 159L252 156H249ZM195 159H197V161H194ZM202 159H200V161ZM261 159L263 160L264 157H261ZM75 160L77 161V163H76ZM248 160L247 159H245V160L241 159L240 166L238 165L232 172L227 174L226 177L222 181H220L216 186H214V184H216L214 182L212 184H211V182H210V184L207 183L206 178H204L203 185H200L201 187L205 186L204 189L201 188L204 191L199 189L200 188L199 186H196L197 187L196 189L200 190V194H202V196H201V198L198 199V201H195L197 203L193 206L192 209H190L191 211H190L189 214H191V215H188L187 216L188 218H186L188 220V222L190 221V223H188V222L187 223L193 227L192 228L190 226L192 228V231H194V232H190L191 230L187 231V230H185L183 228L176 227V226H174L172 224H169V223H165L164 220H160L158 218H155V216H152V215H150V220H145V221H142V218L138 217L137 215H130L128 220H127L128 223L130 224L129 228H126L122 232H120V231H115V232H117L119 235H121L123 237H126L128 239L133 240L136 243V247L138 248V251H139L135 255L136 256L135 260H136L137 264H158L160 262L162 263L163 259H168V258H171V260H172L171 263H174V264H185V263L190 262L192 257L200 258V260H201L200 264H209V263L210 264H216L217 261H219L218 263H220V264H233L234 259L238 256L237 252H241L242 250L243 251L244 250H249L250 252H252L254 254H257L255 252L251 251L250 249H247V246H244L245 244L242 243V241H240L239 239L235 238L234 236H230V234L227 235L228 233L226 234L225 233L226 231L224 232L221 229H220L221 230L220 231L219 229L217 230L214 227V226H216V219L218 218L217 216L222 217L221 215H223L222 210H227L226 212L229 213L228 215L226 214L227 217L230 216L231 220L233 219V220L237 221V223H241V222L244 223L246 221L245 222L246 223V230L248 232H250V231H254V232L255 231H259L260 227L262 225H264V216L257 215V216H254V217L252 216L251 217V216L247 215L246 212H244L245 205H249V203H248L249 201H247V198H249V196L251 195V191H252L251 187H254V185L251 183V181H252L251 178L254 176L253 172H252V169H253L254 166H256V168H255L256 170L259 169V167H257L258 165H256L259 162V160H258L254 164V166H252L250 168L251 171L248 170V172L250 171V174L240 173L244 169V167L246 165H248V163L250 162ZM247 161H248V163H247ZM6 162H7V164H6ZM10 162H12L13 165H11ZM166 162L167 163L169 162L170 164L168 163L169 164L168 165ZM260 162H259V164H260ZM56 163H57V165H56ZM203 163H205V161ZM242 163L244 165V166L242 165L243 168H241L242 167L241 166ZM195 164H196V166H193ZM54 165H56V166H54ZM145 165H147L148 167H152V166L153 167L152 168H148ZM170 165H172V166H170ZM1 166H2V168H1ZM75 166L76 167L78 166L77 168H79V169L78 170L74 169L73 167H75ZM144 166H145V169L142 168ZM174 166L175 167L177 166V168H181L182 170L178 169V171H177V168H175L176 171H174L173 170ZM146 168H148V169H146ZM189 168H193L194 171L193 170L190 171L191 169L189 170ZM197 168H198V166H197ZM97 169L99 171L95 172V171H97ZM186 169H187V171L189 173L192 172V173H190L191 175L188 172L185 173L184 175L182 174L183 171H185ZM255 169L253 170L254 172H256ZM141 170H143L144 172L146 170H149L148 171L149 174H147L148 176L145 175L144 172H142ZM179 170H181L182 172L179 171ZM136 171H138V174H137ZM172 171L175 172V174L173 172L174 176L172 175V173L169 174V172H172ZM86 172H88V173H86ZM105 172H106V170H105ZM99 173H100V175H102V174L103 175L100 176ZM127 173L125 175L124 174L123 175L125 177H127ZM135 173H136V175H135ZM167 174H169L170 176H168ZM179 174H182L183 176L181 175L182 177H180ZM242 174H244V175L246 174L247 176L249 175L250 177H247L246 175L244 176ZM121 175H122V173H121ZM142 175H144V176H142ZM171 175L174 178L175 177L176 178L180 177L181 181L187 180L186 184H185V182L181 183L180 180H178L179 183H177L178 181H175L176 183L171 181V179H170ZM20 176L22 178H19ZM131 176H133L134 178H132ZM139 176L141 177V179H139ZM189 176H192V178L189 177ZM74 177H76L77 180H75ZM249 178L251 179V181H249ZM258 178L259 179H257V181H260L262 179L261 176H258ZM138 180H139V182L141 184L137 183ZM154 180H155V182H154ZM237 180L240 181V182H238ZM128 182H131L132 184L131 183L129 184ZM245 182H247V183H245ZM191 183H190V186L191 185L194 186L193 185L194 183L193 184H191ZM238 183L241 184V187H243L245 185V187H243L244 189L241 188V191L243 190L242 191L243 193L239 192L241 194V195L239 194L240 197L238 195L232 196L231 193H234L233 192L234 191L233 190L234 186H236V185L238 186ZM259 183H257V184H259ZM261 183L263 184L262 181H261ZM127 185H129V186L131 185V187H129ZM248 185H251V186H248ZM121 186L122 187L123 186H125V187L127 186L129 188H127V187L126 188H124V187L122 188ZM228 186H231V187L228 188ZM237 186L235 187V189L237 188ZM212 187H214V188H212ZM131 189L133 191L130 194ZM0 190H2V184L1 183H0ZM128 190H130V191L128 192ZM137 192L139 193L140 191H137ZM184 192H185L186 195L188 194L185 190H184ZM132 194H134V195H132ZM123 196L125 198L127 196V198L125 199ZM138 196H141V194H138ZM227 196H229L228 199H227ZM241 196H242V199H241ZM15 197L16 196H13V199ZM130 198H132L133 200L130 199ZM238 198L240 200H238ZM26 202H27V204H26ZM144 204H146L145 207L150 205V204L145 203V202H144ZM23 205L24 206L25 205H29V207H30V205H33L34 209L32 211H34V212L33 213H28V210L26 211ZM211 205H212V207H211ZM149 207H147L146 209H151L152 207L154 208V206H152V205H150ZM211 208H212V210L214 212V213L210 212V215H211L212 218H213V215H216L215 210L218 209L219 213L216 215L217 218L214 216L215 221L212 220V222H211V220L208 219L209 220V224H208V220L206 221L205 218H206V215H207V217L209 216V212L208 211H211ZM215 208H217V209H215ZM237 209H238V211H237ZM200 212H201V214H200ZM147 214H148L147 212L143 213L142 217L143 216H147ZM92 215H94V216H92ZM224 216H225V214H224ZM2 219L4 220L5 223H7V221H8V223H10V220L7 219L6 217H4ZM243 219H244V222L242 221ZM157 220H159V221H157ZM201 220H203V221H201ZM136 221H139L140 225H139V227L135 228V227H133L131 225H135ZM182 221H184V220H182ZM213 221L215 222V224H213L214 223ZM141 222H143V224ZM38 224L39 223L37 221L36 222H34V221H30L29 222L28 221V226H29V228H32V229L37 228ZM166 224H169V225H166ZM74 225H76V226H74ZM210 226H212V227H210ZM57 227L58 226L55 225V226H53V229H56ZM213 227H214V229H213ZM196 228L199 231H196ZM216 228H219V227L216 226ZM200 230L202 231V233H201ZM49 232H51V230ZM199 234H201L202 237ZM58 235H60V234H58ZM206 235H207V237H206ZM67 237H69V236H67ZM67 237H65V239H67ZM54 238L55 237H52L49 241L51 242ZM57 238H59V236H57L56 239ZM230 238H233V240L230 239ZM78 239L81 240L80 237ZM207 239H209V240H207ZM217 239H218V241H217ZM84 240H87V239H84ZM236 240H237V242H236ZM19 241H22V240H19ZM8 250H11V248H9V246H7L6 243L2 244V242L0 240V252H2V251L3 252H8ZM199 250H200L201 253L199 252ZM106 251L107 250H105V248L93 251L92 254H90L91 256L89 255L88 259H86L85 262H89V263H92V264H107V262H104V260H103V258H105V255L107 254ZM113 253L114 254L108 256L109 259H111V260L112 259H114V260H117V259L125 260L124 258H122L124 256V254L117 253V252H113ZM247 256H248L247 264H251V262L257 261L259 259V258H257L254 255H250V254L248 255L247 254ZM20 258L21 257H19V256H14L13 260L20 261L21 260ZM259 260L257 262H259ZM164 262H165V260L163 261V264H166ZM169 262L170 261H168V263ZM260 262H261V260H260ZM260 264H263V263L261 262Z\"/></svg>","mask_w":264,"mask_h":264},{"label":"clouds","instance_id":"3","mask_svg":"<svg viewBox=\"0 0 264 264\" xmlns=\"http://www.w3.org/2000/svg\"><path fill=\"white\" fill-rule=\"evenodd\" d=\"M253 52L259 59L264 60V33L257 35L253 45ZM85 222H87V218H85ZM98 239L107 249H116L121 243L119 234L114 230H102L98 233ZM128 258L130 259L131 257Z\"/></svg>","mask_w":264,"mask_h":264},{"label":"built area","instance_id":"4","mask_svg":"<svg viewBox=\"0 0 264 264\" xmlns=\"http://www.w3.org/2000/svg\"><path fill=\"white\" fill-rule=\"evenodd\" d=\"M255 262V261H254ZM254 262H252L251 264H258V263H254Z\"/></svg>","mask_w":264,"mask_h":264}]
</instances>
